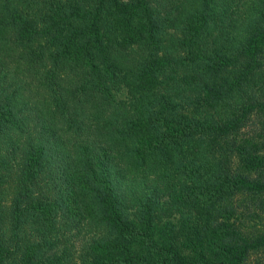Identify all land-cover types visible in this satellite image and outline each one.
Segmentation results:
<instances>
[{
    "label": "trees",
    "instance_id": "trees-1",
    "mask_svg": "<svg viewBox=\"0 0 264 264\" xmlns=\"http://www.w3.org/2000/svg\"><path fill=\"white\" fill-rule=\"evenodd\" d=\"M0 264H264V0H0Z\"/></svg>",
    "mask_w": 264,
    "mask_h": 264
},
{
    "label": "rangeland",
    "instance_id": "rangeland-1",
    "mask_svg": "<svg viewBox=\"0 0 264 264\" xmlns=\"http://www.w3.org/2000/svg\"><path fill=\"white\" fill-rule=\"evenodd\" d=\"M256 261H257V259H256Z\"/></svg>",
    "mask_w": 264,
    "mask_h": 264
}]
</instances>
